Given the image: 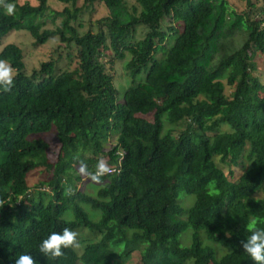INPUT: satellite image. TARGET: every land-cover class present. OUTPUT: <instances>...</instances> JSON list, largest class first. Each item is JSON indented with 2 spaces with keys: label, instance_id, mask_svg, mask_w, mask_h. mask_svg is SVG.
I'll return each instance as SVG.
<instances>
[{
  "label": "trees",
  "instance_id": "obj_1",
  "mask_svg": "<svg viewBox=\"0 0 264 264\" xmlns=\"http://www.w3.org/2000/svg\"><path fill=\"white\" fill-rule=\"evenodd\" d=\"M36 1L0 0V43L13 30L35 45L57 37L75 67L50 60L27 74L18 45L0 50L15 70L11 91L0 87V264L20 254L36 264H125L134 250L141 264H254L240 241L250 221L264 227V197L255 196L264 189V83L253 74L264 59V2L247 0L252 10L238 14L227 0H84L108 13L97 32L80 34L79 8ZM45 16L62 20L42 28ZM126 53L131 82L121 93L105 62ZM45 135L60 145L55 161ZM215 156L241 173L230 179ZM100 161L119 171L97 183ZM37 170L46 175L30 184ZM65 227L81 251L40 254Z\"/></svg>",
  "mask_w": 264,
  "mask_h": 264
},
{
  "label": "rangeland",
  "instance_id": "obj_2",
  "mask_svg": "<svg viewBox=\"0 0 264 264\" xmlns=\"http://www.w3.org/2000/svg\"><path fill=\"white\" fill-rule=\"evenodd\" d=\"M26 1H29L31 5H37L36 0H17L18 3L22 4ZM229 3V7L233 9L236 13L241 14L244 13L251 8L248 7L247 0H227ZM133 0H129V4H131ZM264 0H252V3L255 4L256 8H259L261 5H263ZM13 5V4H12ZM65 6L69 7L71 11L75 8H79V13H77V18L73 21V25L78 29V32L80 34L85 33L86 31L90 30L92 32H97L99 25L98 20L105 15H107L108 11L106 7H104L102 4H96L95 7H87L84 4V0H76L75 6L73 7L70 4H64L59 2L58 0H48V7L49 10L53 11H61ZM15 8V7H14ZM253 8V9H256ZM49 10L47 11V14H49ZM252 10V9H251ZM253 14L251 13V17ZM44 25L42 28H49L54 29L56 26H58L62 20V16H56L53 20L49 16H45L44 18ZM168 19L163 21L164 27L168 25ZM145 34V29H143L141 26H137L135 33H134V39L139 40L141 39ZM8 43H14L18 45L22 52H23V60L25 63V72L27 74H30L34 69L39 70L41 68L42 63L54 60L56 61V69H63L68 66V69H73L75 67V59L72 60V62L69 63L65 59V53H66V47L65 45L59 41L57 37L50 38L46 42L40 45H35L33 38L30 36V34L25 30H13L9 32L5 37H3L1 43H0V50L5 44ZM60 55V56H59ZM157 57L160 56V53L156 55ZM59 57H62L59 59ZM72 57H75V52L72 51ZM108 56L101 57V60L104 62L107 61L109 58ZM130 58V55L126 53L123 59L118 58H111V61L105 62L106 70L109 74L112 76L113 84L114 86L122 93L123 90L130 84V76L128 74L127 69L125 68V62ZM263 58L257 61L256 63V70L254 71V75L259 79L260 82L264 83V63ZM7 63V62H6ZM7 65H9L7 63ZM12 69V68H11ZM15 74V70L12 69V75ZM226 93L230 92V88L228 86L225 87ZM219 131H229V128L227 125H222L219 129ZM44 139L49 142L50 149L48 150V155L50 157V160L56 159L57 153L59 151L60 145L58 144L57 140L52 136H44ZM113 139H110L109 141H106L104 143V146L106 149L109 147L110 144H113ZM105 157V156H104ZM214 161L216 164L222 168L224 173L230 178L234 179L236 176H238L241 173V169L238 167H231L228 164H226L224 161L221 160V157L215 156ZM230 169L233 172V175H230ZM46 175L45 173L41 172V170L34 171L30 173V184H34L37 182V180L42 176ZM83 183H78V186H82ZM85 190L92 192L93 190L89 188L88 186L84 187ZM256 197H264V189L256 192ZM193 196L190 195L189 197H184L182 199L183 204L187 207L189 206L193 201ZM97 215V214H96ZM87 230L82 229L81 232L88 234ZM189 229H187L182 234V240L184 244H188L190 242V238H188L187 234L189 233ZM75 251L80 252L79 249H75ZM221 251V250H220ZM78 254V253H77ZM79 255V254H78ZM80 263L78 260L77 263ZM125 264H141L140 261V253L137 250H134L131 252L129 259L125 262Z\"/></svg>",
  "mask_w": 264,
  "mask_h": 264
},
{
  "label": "clouds",
  "instance_id": "obj_3",
  "mask_svg": "<svg viewBox=\"0 0 264 264\" xmlns=\"http://www.w3.org/2000/svg\"><path fill=\"white\" fill-rule=\"evenodd\" d=\"M7 14H13L14 5L9 4L6 9ZM0 87L5 92H10L13 87L12 69L4 60H0ZM111 169L104 161H100L97 172L90 178L97 183L101 177L109 173ZM71 189H66L65 195H71ZM251 234L240 241V247L254 264H264V227H257L255 221H250L246 229ZM78 233L65 227L61 232H53L39 245V252L46 258H60L65 255L64 249H79ZM15 264H36V260L29 254H20Z\"/></svg>",
  "mask_w": 264,
  "mask_h": 264
},
{
  "label": "built area",
  "instance_id": "obj_4",
  "mask_svg": "<svg viewBox=\"0 0 264 264\" xmlns=\"http://www.w3.org/2000/svg\"><path fill=\"white\" fill-rule=\"evenodd\" d=\"M111 169V171L109 172V173H114V172H117V171H119L118 169H116L115 167H113V168H110Z\"/></svg>",
  "mask_w": 264,
  "mask_h": 264
}]
</instances>
